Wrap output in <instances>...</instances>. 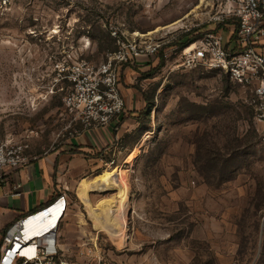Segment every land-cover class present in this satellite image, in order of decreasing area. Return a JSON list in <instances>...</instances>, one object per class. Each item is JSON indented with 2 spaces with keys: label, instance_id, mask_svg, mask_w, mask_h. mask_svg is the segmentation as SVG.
<instances>
[{
  "label": "rangeland",
  "instance_id": "rangeland-1",
  "mask_svg": "<svg viewBox=\"0 0 264 264\" xmlns=\"http://www.w3.org/2000/svg\"><path fill=\"white\" fill-rule=\"evenodd\" d=\"M219 1L0 0V141L24 146L29 158L57 148L79 131L63 104L73 87L67 68L103 61L117 47L115 31L188 44L216 29ZM160 62L144 59L136 71L151 105L117 119L132 122L123 148L106 156L115 164L83 178L99 183L118 169L119 184L91 190L89 203L70 191L63 248L81 264L86 241L96 243L94 264H264V124L252 87ZM111 198L125 213L122 244L91 216Z\"/></svg>",
  "mask_w": 264,
  "mask_h": 264
},
{
  "label": "built area",
  "instance_id": "built-area-1",
  "mask_svg": "<svg viewBox=\"0 0 264 264\" xmlns=\"http://www.w3.org/2000/svg\"><path fill=\"white\" fill-rule=\"evenodd\" d=\"M210 20L214 25L230 20L238 25L230 26L228 32L211 30L188 44L171 41L166 36L144 40L138 36L121 38L113 32L116 51L99 63L82 60L67 68L73 87L64 96L63 104L74 115V122L88 129L109 126L121 118L126 107L120 87L122 68L151 58L171 63L173 69L220 71L233 82L252 87L250 103L257 120L264 124V52L258 49L264 39V0H220ZM30 160L24 146L0 141V185L5 170L25 166ZM113 164L114 158L105 163ZM69 205V198L61 194L12 222L0 237V264H81L76 261L78 255H69L61 242V225ZM58 210V221L47 226ZM38 226L43 228L38 231ZM95 247L93 241L78 246L85 250L82 264L95 263L92 258Z\"/></svg>",
  "mask_w": 264,
  "mask_h": 264
},
{
  "label": "crops",
  "instance_id": "crops-1",
  "mask_svg": "<svg viewBox=\"0 0 264 264\" xmlns=\"http://www.w3.org/2000/svg\"><path fill=\"white\" fill-rule=\"evenodd\" d=\"M258 49L264 52V39ZM141 65L142 60L121 71V95L130 117L146 107L144 90H139L133 82ZM131 122L128 118L121 123L115 121L109 126L88 129L79 125V132L57 148L31 158L25 166L5 170L0 185V237L12 222L51 203L57 196L65 194L68 197L70 191L78 196L84 176L95 171L99 163H106L104 157L118 152L119 141Z\"/></svg>",
  "mask_w": 264,
  "mask_h": 264
},
{
  "label": "bare ground",
  "instance_id": "bare-ground-1",
  "mask_svg": "<svg viewBox=\"0 0 264 264\" xmlns=\"http://www.w3.org/2000/svg\"><path fill=\"white\" fill-rule=\"evenodd\" d=\"M127 175L125 174L124 177ZM118 177H119V171L118 169L111 170L107 172L105 175L101 177V180L99 183H94L92 180H82L79 185V191L78 194L80 197L83 198V200L87 203H89V195L88 193L93 189L102 188L104 186H114L118 183ZM127 179L125 181L123 180L122 186L120 187L122 192L120 194V202L123 201V191L127 188ZM122 181V180H120ZM119 184V183H118ZM121 204V203H120ZM124 206V205H123ZM120 206L116 205V202L114 198L107 199L104 201L99 202V204L96 206V208H92L91 216L96 226L108 233L113 239H117L119 244H122L123 240L121 238L120 234V228L124 226V216L125 213L120 212ZM125 207V206H124ZM60 216V211L58 210L54 217L50 220L47 226H50L52 224H55ZM30 225H33L34 223L32 220L29 221ZM44 226V225H43ZM43 226H38V231L43 228Z\"/></svg>",
  "mask_w": 264,
  "mask_h": 264
},
{
  "label": "trees",
  "instance_id": "trees-1",
  "mask_svg": "<svg viewBox=\"0 0 264 264\" xmlns=\"http://www.w3.org/2000/svg\"><path fill=\"white\" fill-rule=\"evenodd\" d=\"M237 22L236 21H234V20H230V21H227V22H225V23H222V24H216L215 26H216V29L215 30H218V29H220V28H224V29H226V31H228L229 30V27L230 26H233V27H237ZM112 43H113V41H112ZM117 49V47H114L113 48V51H115ZM163 64H164V61L163 60H161V62L159 63V65H158V67L157 68H160V67H162L163 66ZM143 96H144V99H145V102H146V107H145V109L141 112V114L142 113H146V111H147V109L149 108V106L151 105V100H150V97L148 96V94H147V92H145V91H143ZM253 107V106H252ZM254 108V107H253ZM255 110V109H254ZM256 112V111H255ZM123 139H124V137H122L121 138V141H119V146H118V149L120 150V148H123V145H122V143H123ZM102 157H103V155H102ZM105 159H106V157H104Z\"/></svg>",
  "mask_w": 264,
  "mask_h": 264
}]
</instances>
